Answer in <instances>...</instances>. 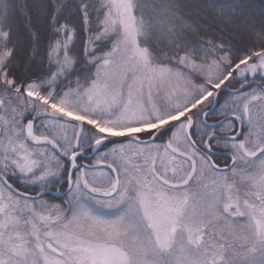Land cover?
Here are the masks:
<instances>
[{
  "label": "snow or ice",
  "instance_id": "1",
  "mask_svg": "<svg viewBox=\"0 0 264 264\" xmlns=\"http://www.w3.org/2000/svg\"><path fill=\"white\" fill-rule=\"evenodd\" d=\"M0 264H264V0H0Z\"/></svg>",
  "mask_w": 264,
  "mask_h": 264
}]
</instances>
